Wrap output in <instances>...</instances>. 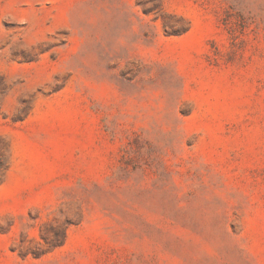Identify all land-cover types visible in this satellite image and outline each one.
<instances>
[{
    "label": "rangeland",
    "instance_id": "374dc122",
    "mask_svg": "<svg viewBox=\"0 0 264 264\" xmlns=\"http://www.w3.org/2000/svg\"><path fill=\"white\" fill-rule=\"evenodd\" d=\"M0 264H264V0H0Z\"/></svg>",
    "mask_w": 264,
    "mask_h": 264
},
{
    "label": "trees",
    "instance_id": "16d2710c",
    "mask_svg": "<svg viewBox=\"0 0 264 264\" xmlns=\"http://www.w3.org/2000/svg\"><path fill=\"white\" fill-rule=\"evenodd\" d=\"M40 235L42 236V238H44V236L42 234H40ZM63 236H64V234H63ZM52 243L55 245V244H59L60 241H58V240H52Z\"/></svg>",
    "mask_w": 264,
    "mask_h": 264
}]
</instances>
